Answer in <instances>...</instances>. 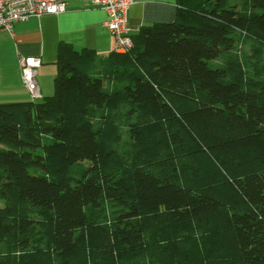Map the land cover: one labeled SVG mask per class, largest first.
<instances>
[{
  "label": "trees",
  "instance_id": "obj_1",
  "mask_svg": "<svg viewBox=\"0 0 264 264\" xmlns=\"http://www.w3.org/2000/svg\"><path fill=\"white\" fill-rule=\"evenodd\" d=\"M133 38L61 43L53 94L0 105V264H264V0Z\"/></svg>",
  "mask_w": 264,
  "mask_h": 264
},
{
  "label": "crops",
  "instance_id": "obj_2",
  "mask_svg": "<svg viewBox=\"0 0 264 264\" xmlns=\"http://www.w3.org/2000/svg\"><path fill=\"white\" fill-rule=\"evenodd\" d=\"M64 1L65 13L17 22L13 34L0 32V105L33 101L22 82L21 58H41L37 80L42 97H47L54 92L61 43L94 50L101 58L115 51V41L104 26L108 18L105 10L94 7L92 0ZM132 1L129 10L132 36L138 35L143 27L176 19L178 0Z\"/></svg>",
  "mask_w": 264,
  "mask_h": 264
},
{
  "label": "built area",
  "instance_id": "obj_3",
  "mask_svg": "<svg viewBox=\"0 0 264 264\" xmlns=\"http://www.w3.org/2000/svg\"><path fill=\"white\" fill-rule=\"evenodd\" d=\"M94 7L105 10L108 18L104 26L115 41V51L127 53L135 46L130 34L129 10L132 0H92ZM67 11L64 0H0V32L13 34L17 22L26 21L32 17L58 15ZM22 82L30 92L33 101L43 99L38 84V71L42 65L40 57H24L20 61Z\"/></svg>",
  "mask_w": 264,
  "mask_h": 264
},
{
  "label": "rangeland",
  "instance_id": "obj_4",
  "mask_svg": "<svg viewBox=\"0 0 264 264\" xmlns=\"http://www.w3.org/2000/svg\"><path fill=\"white\" fill-rule=\"evenodd\" d=\"M236 44L235 49L233 50V54H238L243 61L249 65V67L252 69V67L255 66V56L253 52L252 45L249 41H247L242 35L237 34L236 35ZM221 63V59L218 61H212L210 62L211 67H216V65H219ZM127 145V138L124 139ZM103 215V213H100ZM113 213L111 209L106 210V216L110 219L112 217Z\"/></svg>",
  "mask_w": 264,
  "mask_h": 264
}]
</instances>
